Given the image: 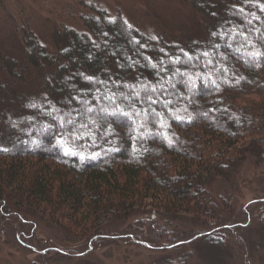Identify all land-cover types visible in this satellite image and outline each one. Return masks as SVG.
Listing matches in <instances>:
<instances>
[{
    "label": "trees",
    "instance_id": "trees-1",
    "mask_svg": "<svg viewBox=\"0 0 264 264\" xmlns=\"http://www.w3.org/2000/svg\"><path fill=\"white\" fill-rule=\"evenodd\" d=\"M190 4L205 17L201 41L146 35L87 4L81 29L54 32L53 52L25 28L26 54L0 56L6 79L37 80L16 96L15 115L4 111L2 219L44 217L86 241L147 208L218 216L209 179L264 155V55H250L264 54V0ZM117 105L129 115H108ZM213 231L192 239L219 246Z\"/></svg>",
    "mask_w": 264,
    "mask_h": 264
},
{
    "label": "rangeland",
    "instance_id": "rangeland-1",
    "mask_svg": "<svg viewBox=\"0 0 264 264\" xmlns=\"http://www.w3.org/2000/svg\"><path fill=\"white\" fill-rule=\"evenodd\" d=\"M87 4L121 13L146 35L182 44L205 38V17L190 0H0V56L26 54L25 28L53 52L54 32L64 25L81 29ZM36 86V75L17 84L0 71L2 136L4 113L15 115L16 96ZM207 184L217 217L195 220L147 208L109 221L86 241L70 238L44 217L0 216V264H264V155L246 156L225 178ZM212 230L223 239L221 245L192 239Z\"/></svg>",
    "mask_w": 264,
    "mask_h": 264
},
{
    "label": "snow or ice",
    "instance_id": "snow-or-ice-1",
    "mask_svg": "<svg viewBox=\"0 0 264 264\" xmlns=\"http://www.w3.org/2000/svg\"><path fill=\"white\" fill-rule=\"evenodd\" d=\"M129 27H131V26L129 25ZM205 55H207V53H205ZM250 55H252V56L255 58V57H259V56L264 55V54H262V53H252V54H250ZM88 79L91 80L92 78H88ZM213 83H214V81H213ZM145 91H147V89H145ZM153 91H155V89H153ZM136 95L138 96L139 93H137ZM108 99L113 100V102H114V98H113V97H108ZM148 100H149L151 103H156V102H157V101L153 100L150 96L148 97ZM169 103H170V102H169ZM87 110H88V111H92L91 108H88ZM117 112H120L121 114H123V115H125V116H128V115H129V113L124 112L123 109H121L119 105L116 106V111L111 112V113H107V114H108V115H115ZM137 115H139V113H137ZM177 119H180V117H177ZM161 126H162V127L164 126L163 123L161 124ZM166 138H167V137H166ZM171 142H172V141L169 139V144H171ZM65 143H66V142H65ZM64 150H65V154H67V155H73V154H75V153H73V152H72L69 148H67V147H66Z\"/></svg>",
    "mask_w": 264,
    "mask_h": 264
}]
</instances>
